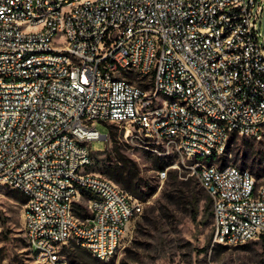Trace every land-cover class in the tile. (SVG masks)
<instances>
[{
  "label": "built area",
  "instance_id": "2783aa9c",
  "mask_svg": "<svg viewBox=\"0 0 264 264\" xmlns=\"http://www.w3.org/2000/svg\"><path fill=\"white\" fill-rule=\"evenodd\" d=\"M264 0H0V184L43 264L71 243L107 262L143 203L91 172L97 123L195 177L212 243L264 239V185L218 167L264 132ZM83 209L85 217L77 215Z\"/></svg>",
  "mask_w": 264,
  "mask_h": 264
},
{
  "label": "rangeland",
  "instance_id": "374dc122",
  "mask_svg": "<svg viewBox=\"0 0 264 264\" xmlns=\"http://www.w3.org/2000/svg\"><path fill=\"white\" fill-rule=\"evenodd\" d=\"M258 32L264 36V20L259 22ZM96 128L102 135L109 133V141L91 143V172L122 189L121 169L136 175L138 189L129 195L143 203V212L131 223L123 245L107 262L95 260L71 243L62 251L67 264H264L261 240L242 246L212 243V204L209 202L205 213L209 197L195 177L168 170L166 179L160 180L157 172L163 164H170L169 159L125 139L124 129L119 126L97 123ZM210 162L246 170L258 186L264 185V132L260 139L234 135L226 153ZM173 190L183 194L179 204L167 201ZM23 206L21 194L0 184V264H43L34 258L25 242Z\"/></svg>",
  "mask_w": 264,
  "mask_h": 264
},
{
  "label": "trees",
  "instance_id": "16d2710c",
  "mask_svg": "<svg viewBox=\"0 0 264 264\" xmlns=\"http://www.w3.org/2000/svg\"><path fill=\"white\" fill-rule=\"evenodd\" d=\"M162 165V164H161ZM168 164H163L160 167V170H163L165 167H167ZM120 175L122 176V180H119V183L121 184V186L123 187V190L128 193V194H135L136 193V189H138L139 183L137 181L136 175H134L132 172L130 171H125L124 169H121L120 171ZM118 182V181H117ZM20 194V193H19ZM183 194L179 191V190H173L171 191V193L168 194L167 196V201L171 203H177L179 204L181 199H182ZM23 197V196H22ZM24 198V197H23ZM209 202L210 200L206 201V205L204 208V212L207 213L208 211V206H209ZM24 203H25V199H24ZM163 210H166L165 207H162ZM77 215L81 216V217H85V213L83 211V209H79L77 212ZM262 242H264V239L261 240ZM86 251V250H85ZM87 252V251H86ZM88 253V252H87ZM89 254V253H88ZM90 255V254H89ZM91 256V255H90ZM92 257V256H91ZM93 258V257H92ZM95 259V258H94ZM97 260V259H95ZM99 261V260H98Z\"/></svg>",
  "mask_w": 264,
  "mask_h": 264
}]
</instances>
